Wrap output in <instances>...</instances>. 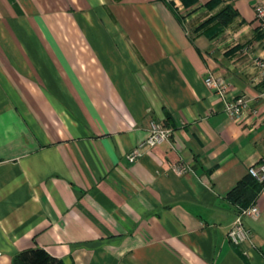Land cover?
<instances>
[{
    "label": "crops",
    "instance_id": "0c3cea01",
    "mask_svg": "<svg viewBox=\"0 0 264 264\" xmlns=\"http://www.w3.org/2000/svg\"><path fill=\"white\" fill-rule=\"evenodd\" d=\"M255 2L0 0V264H264V187L252 240L228 236L227 192L264 160ZM153 120L172 137L130 160Z\"/></svg>",
    "mask_w": 264,
    "mask_h": 264
},
{
    "label": "built area",
    "instance_id": "2783aa9c",
    "mask_svg": "<svg viewBox=\"0 0 264 264\" xmlns=\"http://www.w3.org/2000/svg\"><path fill=\"white\" fill-rule=\"evenodd\" d=\"M258 29L263 35L264 40V0H256L254 4ZM254 67L256 68L254 80L264 81V57H254ZM206 85L224 100L228 92V82L213 72H209L205 77ZM264 97V91L261 93ZM250 107V100L246 95H236L232 100H225V109L230 116L240 118ZM173 129L164 123L153 120L150 125L148 137L129 155L130 160H135L141 155V150L146 146H155L169 140L172 137ZM248 173L260 182H264V160L252 164ZM260 213V207L257 201L252 202L245 208H239V212L233 224L228 230L229 239L236 245L252 240V231L245 225L244 216L249 215L257 217Z\"/></svg>",
    "mask_w": 264,
    "mask_h": 264
},
{
    "label": "trees",
    "instance_id": "16d2710c",
    "mask_svg": "<svg viewBox=\"0 0 264 264\" xmlns=\"http://www.w3.org/2000/svg\"><path fill=\"white\" fill-rule=\"evenodd\" d=\"M185 2H194L195 0H184ZM236 11L227 6L221 10L215 18L224 24H229L235 17ZM262 35V33H261ZM264 187V182H260L251 174L242 177L237 183L227 192V198L233 203L239 205L240 208L249 206ZM13 264H64L62 259L51 255L43 248H31L18 254Z\"/></svg>",
    "mask_w": 264,
    "mask_h": 264
}]
</instances>
